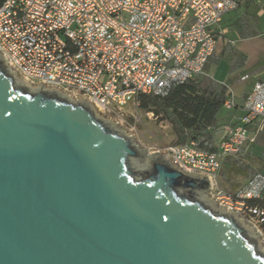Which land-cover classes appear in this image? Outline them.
I'll use <instances>...</instances> for the list:
<instances>
[{
    "label": "water",
    "instance_id": "95a60500",
    "mask_svg": "<svg viewBox=\"0 0 264 264\" xmlns=\"http://www.w3.org/2000/svg\"><path fill=\"white\" fill-rule=\"evenodd\" d=\"M10 66L0 51V264H264L210 176Z\"/></svg>",
    "mask_w": 264,
    "mask_h": 264
},
{
    "label": "built area",
    "instance_id": "2783aa9c",
    "mask_svg": "<svg viewBox=\"0 0 264 264\" xmlns=\"http://www.w3.org/2000/svg\"><path fill=\"white\" fill-rule=\"evenodd\" d=\"M243 1L4 0L0 51L32 84L44 81L45 87L84 96L106 117H122L131 105L133 119L140 94L163 96L175 84L203 73L216 48V28L223 15ZM247 1L264 12V0ZM233 105L231 98L223 104L226 109ZM243 109L215 151L198 149L193 140L156 150L165 153L171 148L174 165L210 176L212 188L207 192L213 199L260 226L264 212L247 200L264 194V173L256 172L234 192L217 182L225 158L240 154L263 126L264 81L252 84ZM145 114L157 118L151 111ZM253 121L256 130L250 133L247 126Z\"/></svg>",
    "mask_w": 264,
    "mask_h": 264
},
{
    "label": "trees",
    "instance_id": "16d2710c",
    "mask_svg": "<svg viewBox=\"0 0 264 264\" xmlns=\"http://www.w3.org/2000/svg\"><path fill=\"white\" fill-rule=\"evenodd\" d=\"M229 95L225 84L201 73L175 84L166 95L140 94L138 99L140 109L151 111L158 119L170 124L175 136L174 144L193 140L198 149L215 151L218 144L216 135L222 125L217 114ZM253 144L264 148V123L256 132ZM257 159L250 156L244 162L237 156L227 157L222 162L219 175L229 181L237 175L247 178L252 170L249 161ZM247 203L264 212V194L247 200ZM260 227L264 231V220Z\"/></svg>",
    "mask_w": 264,
    "mask_h": 264
},
{
    "label": "rangeland",
    "instance_id": "374dc122",
    "mask_svg": "<svg viewBox=\"0 0 264 264\" xmlns=\"http://www.w3.org/2000/svg\"><path fill=\"white\" fill-rule=\"evenodd\" d=\"M221 41L222 40L219 41L220 43L218 46L221 44ZM224 48L225 52L219 54L218 57H215L207 66V70L215 79L226 83L230 90L237 91L239 88L248 85L251 81L258 77L261 72L264 71V33L251 38L238 39L236 41L234 40L232 45ZM241 51L247 56L243 64L240 62L241 57L238 54ZM244 74H248L249 78L246 80H241L240 77ZM136 111V118L131 119L130 114L134 113L135 111L130 105L126 107L124 116L121 117L120 115L116 114H107V118H112V121L117 122V125L123 126V129H125L127 133L133 135L139 145L148 149V152L154 151L157 148H163L170 144H174L173 142L175 140V136L170 124L167 121L160 120L153 116L148 117L145 114V111L140 108ZM229 112L230 110L223 106L219 110L217 116L228 117ZM255 125L256 121H253L247 127H252ZM249 150L245 151L244 149L242 151L243 153L237 155V158H241L244 160V162H247V158L251 156V151L249 152ZM260 150H263V148H260ZM263 152H257L256 154L263 156ZM262 161L263 160L260 162L249 161L252 170H250L248 177L252 176L256 172L262 171ZM239 179L245 180L246 177L237 175V177L234 176L229 181L221 178V176L218 175L217 182L219 187H221L223 190L231 192L232 188L230 185ZM248 221L253 224L255 229L258 228L262 231L261 239L262 246L264 248V231L259 225L255 223L254 219Z\"/></svg>",
    "mask_w": 264,
    "mask_h": 264
},
{
    "label": "crops",
    "instance_id": "0c3cea01",
    "mask_svg": "<svg viewBox=\"0 0 264 264\" xmlns=\"http://www.w3.org/2000/svg\"><path fill=\"white\" fill-rule=\"evenodd\" d=\"M225 19V20H224ZM216 31L218 33V41H217V45L216 48L213 52V54L208 58L204 69H203V73L208 74L209 76H211L212 78H214L209 71L207 70V66L210 64V62L215 58L218 57L219 54H222L223 52H225V48L229 45H232L234 40H238V39H244V38H251L260 34L264 33V12H262L259 7L252 3L249 2L247 0L243 1L235 10L229 11L227 13H225L222 17V20L220 22V24L217 26ZM221 41V44L218 46V44L220 43L219 41ZM241 57L240 62L243 64L246 60V54L243 53L242 51L238 53ZM262 74V75H261ZM261 74L256 77L253 81H251L248 85L239 88L237 91H233L229 89V86L226 83H223L217 79V81L225 84L229 90V97L231 98L234 102V105L229 112V116H218L219 118V122L222 124L221 125V129L220 131L217 133V142H219L227 133L228 129L230 127H232L233 125H235L241 118V116L244 114V109H243V101L246 97V95L248 94L252 84L255 81L258 80H262L264 81V71L261 72ZM247 75L248 77L246 79L249 78L248 74H244L240 77V79ZM244 79V80H246ZM242 80V79H241ZM233 110V111H232ZM256 126V125H255ZM255 126L252 127H248L249 128V132L253 133L256 128ZM255 128V129H254ZM256 144L253 145V143H249L246 146H244L242 148V151L245 149L249 150V152L251 151V156H255L258 157L259 159H257L258 162L262 161V165H261V169L262 171H260L261 173H264V154H262L263 156H260L259 154H256L257 152H263V150H260V148H262L261 146H258ZM241 151V153H243ZM240 153V154H241ZM264 153V152H263ZM219 175V172H218ZM237 177V176H235ZM248 178H246L245 180H236L235 182H233L230 187L232 188L231 192L236 191V189L242 185L245 181H247ZM230 189V188H229Z\"/></svg>",
    "mask_w": 264,
    "mask_h": 264
}]
</instances>
